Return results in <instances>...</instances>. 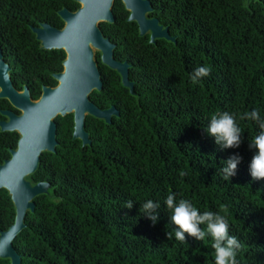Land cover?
Wrapping results in <instances>:
<instances>
[{"label": "trees", "instance_id": "trees-1", "mask_svg": "<svg viewBox=\"0 0 264 264\" xmlns=\"http://www.w3.org/2000/svg\"><path fill=\"white\" fill-rule=\"evenodd\" d=\"M150 2V15L176 41L150 43L115 0V21L102 22L100 28L116 44L114 57L129 63L135 95L115 70L100 63L103 88L90 99L100 108L114 105L119 114L109 124L88 115L91 143L85 146L72 139V114L57 116L56 152L42 153L30 175L33 182H50L53 194L34 198L35 210L27 212L26 226L13 240L20 264H215L211 237L199 241L186 233L184 242L175 239L176 226L164 204L170 192L201 213L226 217L229 234L241 244L238 264H264V179L253 180L249 168L257 151L249 142L259 127L239 119L253 109L264 117V0ZM61 6L76 9L78 4L0 0L2 55L14 86L26 85L33 99L42 85L56 83L51 74L62 69L65 53L40 49L30 26L48 22L60 27L56 10ZM200 66L209 67L210 75L193 82ZM6 108L19 112L0 99V109ZM225 111L237 117L242 129L238 148H221L204 130L212 115ZM18 137L0 131V164ZM235 153L242 159L226 180L220 169ZM147 200L161 206L154 224L139 211ZM14 216L2 188L0 230ZM8 263L0 258V264Z\"/></svg>", "mask_w": 264, "mask_h": 264}, {"label": "water", "instance_id": "water-1", "mask_svg": "<svg viewBox=\"0 0 264 264\" xmlns=\"http://www.w3.org/2000/svg\"><path fill=\"white\" fill-rule=\"evenodd\" d=\"M80 6L75 11L62 7L58 15L63 27L57 28L48 23L31 26L40 48L63 50L62 70L52 74L57 81L55 86L42 85L37 99L31 97L29 88L24 85L17 89L10 77V66L4 60L0 49V99H6L18 110L0 109L4 117L0 120V131L17 132L19 137L10 156L0 164V189H5L14 206V221L6 229L0 230V258L8 264H20L21 256L13 247V240L25 228V216L35 210L34 198L45 194L51 197L53 186L48 181L33 182L30 175L40 165L41 154L56 152L57 116L72 114V139H79L82 145L91 143L85 129L86 117L93 116L111 123V118L119 112L114 105L100 108L90 100V94L103 88V81L95 59V51L100 53L103 65L115 70L121 84L134 93V82L130 81L126 61L114 58L115 44L103 35L99 24L115 21L112 11L114 0H74ZM129 12L128 21L135 22L140 36H149L150 43L157 39L175 42L168 27L156 17H148L153 8L150 0H121Z\"/></svg>", "mask_w": 264, "mask_h": 264}, {"label": "clouds", "instance_id": "clouds-1", "mask_svg": "<svg viewBox=\"0 0 264 264\" xmlns=\"http://www.w3.org/2000/svg\"><path fill=\"white\" fill-rule=\"evenodd\" d=\"M210 72L209 67L200 66L194 70L191 78L193 82H197L199 78L210 75ZM239 119L253 120L258 124L259 132L249 142V147L257 150L251 159L249 168L253 180L264 179V117H261L258 110L253 109L241 114ZM204 130L215 138L217 145L224 149L238 148L242 142V129L237 124V117L227 111L212 115ZM241 159L239 153H235L224 161L220 169L224 179H230L236 174ZM180 175L183 176L185 173L181 171ZM175 196V193L170 192L164 201L171 213L170 221L176 226L175 239L184 242L186 233L199 241L211 237L215 264H238L236 257L241 244L235 236L229 234V222L226 217L212 211L201 213L187 199H180L177 202ZM132 206V201L126 205L129 209ZM160 207L159 203L147 200L140 204L139 211L154 224L159 219L157 209ZM201 225L205 227L202 229ZM166 235L168 239H172V233L167 232Z\"/></svg>", "mask_w": 264, "mask_h": 264}, {"label": "flooded vegetation", "instance_id": "flooded-vegetation-1", "mask_svg": "<svg viewBox=\"0 0 264 264\" xmlns=\"http://www.w3.org/2000/svg\"><path fill=\"white\" fill-rule=\"evenodd\" d=\"M74 1V0H73ZM121 1V0H120ZM75 2V1H74ZM114 2H115V0L113 1V5H114ZM122 2V1H121ZM77 4H78V6H77V8L80 6V4L78 3V2H76ZM123 4V3H122ZM123 6H124V4H123ZM62 7H66L67 9H69L70 11H75L76 9H70V8H68L67 6H61L58 10H56V13H57V15H58V11L62 8ZM125 8V7H124ZM126 10V9H125ZM112 11H113V6H112ZM127 11V10H126ZM128 12V11H127ZM114 14V13H113ZM128 15H129V12H128ZM59 16V15H58ZM148 17H152L150 14L148 15ZM60 18V17H59ZM60 20H61V18H60ZM127 20H128V16H127ZM62 21V20H61ZM131 22V21H130ZM41 23H48V22H39L38 23V25H36V26H34V27H38ZM102 23V22H101ZM48 24H50V23H48ZM63 21H62V25L60 26V27H57V26H54V25H51V26H54V27H57V28H62L63 27ZM31 26H33V25H31ZM31 26H30V28H31ZM99 27H100V24H99ZM101 29V28H100ZM102 31V30H101ZM35 35V34H34ZM104 35V34H103ZM105 36V35H104ZM106 37V36H105ZM36 39V38H35ZM38 41V40H37ZM111 41V40H110ZM39 42V41H38ZM112 42V41H111ZM115 44V43H114ZM116 45V44H115ZM116 47V46H115ZM39 48H40V43H39ZM40 49H42V48H40ZM44 50V49H43ZM53 50H55V49H53ZM63 51V50H62ZM64 52V51H63ZM65 53V52H64ZM65 58V57H64ZM63 58V59H64ZM115 58V57H114ZM95 59H96V61H97V64H98V68H99V64L101 63V61H100V53L98 52V51H95ZM116 59V58H115ZM116 60H118V59H116ZM118 61H121V60H118ZM125 61V60H124ZM62 62V61H61ZM121 62H123V61H121ZM127 62V61H126ZM128 63V62H127ZM102 64V63H101ZM61 65H62V63H61ZM128 65H129V63H128ZM10 66V65H9ZM11 68V67H10ZM63 68V67H62ZM11 70V69H10ZM62 70V69H61ZM60 70V71H61ZM113 70V69H112ZM57 72H59V71H57ZM53 73H56V72H53ZM52 73V74H53ZM51 74V75H52ZM118 74V73H117ZM128 74H129V68H128ZM119 75V74H118ZM120 77V76H119ZM53 78V77H52ZM54 79V78H53ZM130 79V78H129ZM55 80V79H54ZM130 81H132V80H130ZM55 84L54 85H50V86H55L56 84H57V81L55 80ZM120 82H121V78H120ZM133 82V81H132ZM123 86V85H122ZM124 87V86H123ZM126 88V87H125ZM128 89V88H127ZM129 90V89H128ZM89 98H90V96H89ZM91 100V99H90ZM92 101V100H91ZM112 119V118H111ZM86 120V119H85ZM86 129V128H85ZM87 131V130H86ZM88 132V131H87ZM89 133V132H88ZM89 137H90V134H89ZM81 141V140H80Z\"/></svg>", "mask_w": 264, "mask_h": 264}]
</instances>
